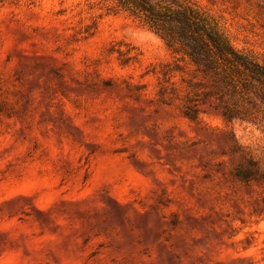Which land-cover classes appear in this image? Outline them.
I'll return each mask as SVG.
<instances>
[{"label":"rangeland","instance_id":"rangeland-1","mask_svg":"<svg viewBox=\"0 0 264 264\" xmlns=\"http://www.w3.org/2000/svg\"><path fill=\"white\" fill-rule=\"evenodd\" d=\"M194 1L264 59V0ZM178 58L118 0H0V264H264V119Z\"/></svg>","mask_w":264,"mask_h":264},{"label":"trees","instance_id":"trees-1","mask_svg":"<svg viewBox=\"0 0 264 264\" xmlns=\"http://www.w3.org/2000/svg\"><path fill=\"white\" fill-rule=\"evenodd\" d=\"M118 5L151 27L179 55L176 70L188 69L205 85L203 95L223 121L264 119V59L235 48L216 19L194 0H118ZM178 68V69H177ZM182 81L188 83L189 80ZM197 113L193 104L184 114ZM202 112H211L203 110ZM239 167L245 179L259 174L255 161Z\"/></svg>","mask_w":264,"mask_h":264}]
</instances>
